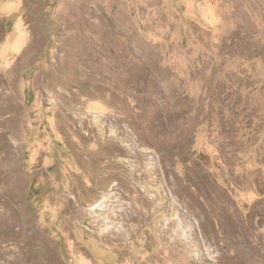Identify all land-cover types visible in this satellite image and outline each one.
<instances>
[{
    "label": "rangeland",
    "instance_id": "374dc122",
    "mask_svg": "<svg viewBox=\"0 0 264 264\" xmlns=\"http://www.w3.org/2000/svg\"><path fill=\"white\" fill-rule=\"evenodd\" d=\"M0 264H264V0H0Z\"/></svg>",
    "mask_w": 264,
    "mask_h": 264
},
{
    "label": "bare ground",
    "instance_id": "6f19581e",
    "mask_svg": "<svg viewBox=\"0 0 264 264\" xmlns=\"http://www.w3.org/2000/svg\"><path fill=\"white\" fill-rule=\"evenodd\" d=\"M138 157V156H137ZM117 166V165H116ZM122 168V167H121ZM120 166H119V169H121Z\"/></svg>",
    "mask_w": 264,
    "mask_h": 264
}]
</instances>
